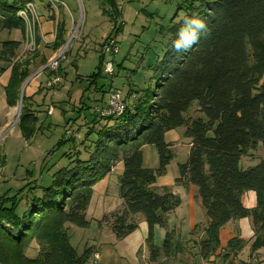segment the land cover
<instances>
[{
  "label": "trees",
  "instance_id": "trees-1",
  "mask_svg": "<svg viewBox=\"0 0 264 264\" xmlns=\"http://www.w3.org/2000/svg\"><path fill=\"white\" fill-rule=\"evenodd\" d=\"M32 1L0 0V30L25 35V24L17 14ZM178 11L205 20L209 33L202 35L191 50L173 51L170 40L179 27L178 12L168 29L164 50L151 66L148 88L128 89L123 94L124 114L117 119H102L106 123L99 126L95 149L87 160L77 157L59 169L51 186L42 189L41 197L32 195L20 214L17 198L22 192L17 198L0 197V264H88L97 255L94 247L87 246L79 256L65 226L89 227L86 212L94 187L119 163L123 167L118 178L122 206L105 215L100 225L110 227L121 240L134 233L140 223H146L149 263L155 261L160 250L154 244V229L166 228V216L180 207L181 200L169 188L159 193L154 185L174 159L164 135L182 126L190 149L186 162L178 166L175 184L197 189L207 220L204 239L199 243L201 258L209 261L216 257L219 234L230 222L250 219L256 233L264 232V160L247 169L242 165L243 157L255 152L259 144L264 147V0H186ZM57 33L55 50L65 44L63 24L57 27ZM20 47L18 41H4L0 49V62L11 65L5 87L11 107L30 76L31 61L16 60ZM46 63L42 61V65ZM101 77L99 67L91 83L96 85ZM28 100L24 94L18 120L26 140L35 136L38 123L26 107ZM195 102L203 117L187 122L184 115ZM100 119L93 118L92 126ZM147 145L157 148L156 169L143 165L142 149ZM65 157L70 159L72 155ZM247 192L257 196L255 209L242 205L241 198ZM172 241L167 233L162 247L167 259L181 252V245ZM34 242L39 254L29 258L25 252ZM243 246L238 238L232 239L227 252L237 255ZM262 246L264 240L257 237L251 253Z\"/></svg>",
  "mask_w": 264,
  "mask_h": 264
},
{
  "label": "rangeland",
  "instance_id": "rangeland-1",
  "mask_svg": "<svg viewBox=\"0 0 264 264\" xmlns=\"http://www.w3.org/2000/svg\"><path fill=\"white\" fill-rule=\"evenodd\" d=\"M7 1L11 2V0ZM33 2L39 16L43 36L47 32L45 26H47V22L49 23L50 18L47 20L49 14L54 15L55 22L50 24V28H53L50 32L52 36L56 20L58 26L63 24L65 27V44L70 35L75 34L66 50L65 60L60 64L61 82L51 90L46 89V84L52 76L49 68V75L41 73L36 77L33 76L41 69L42 61L46 60V65H48L52 57L65 44L54 51L41 43L37 30L36 52L32 53L37 55L33 58L28 47L26 49L30 52L25 51L24 44L27 45L26 41L24 42L25 35L20 32L15 34L16 31H13L10 37L7 34L0 35V42L17 40L21 43L16 56L17 61H31L30 76L23 83L22 94L19 95L18 100L19 103L20 98L23 101L24 94L33 99L37 110L34 116L38 119L35 136L29 140L22 137L19 125L7 133L4 129L0 134V157L6 155V161L3 159L6 162L5 169L0 170V178H3L1 176L4 175V178L0 179V197L6 195L8 198H17L18 194L22 192L17 198L20 202L19 214L21 209L26 208L32 195L41 197L42 189L51 186L53 175L59 169L69 166V162L77 157L80 160H87L89 154L94 151L99 137L97 133L99 126L106 122L100 119L96 126H92L91 122L93 118L99 120L97 115H99V111L105 109L104 103L108 99V89L111 86L124 95L128 89L143 91L148 88L152 77L151 66L156 63L164 50L169 38L168 29L172 19L178 12L177 21L181 15H184V12L178 10L186 4V0H62V6L51 10L46 0H34ZM62 11L64 15H62ZM111 38L116 39L117 42L118 53L114 58L102 48L105 42ZM39 44L41 45L38 48ZM41 58L44 59L41 61ZM107 62L113 64V76L103 73ZM99 67L102 70V77L94 85L91 83V76L98 72ZM3 83L4 80L0 83V87ZM127 102L128 99H126ZM85 107H90V109L83 110L82 108ZM50 108L53 109L52 115L48 114ZM20 109H22V102L21 107L18 104L12 115L11 123L13 125L18 124L17 116ZM200 116L202 115L199 114L195 102L184 115V119L188 122ZM0 120L3 123L6 120L3 111H0ZM92 127L93 129H91ZM184 131L185 126H182L165 133L164 140L171 146L174 159L167 168L166 174L157 178L156 186H159L160 183L167 188L173 186L175 166L186 162L190 140L185 138ZM68 132L70 134L67 135ZM61 142L64 143L60 145ZM68 154L72 155L70 159L65 157ZM252 154L256 157L252 164L254 167L264 160V147L259 144ZM142 156L145 168H158L159 157L155 146H144ZM1 158L0 169H2ZM121 168L123 167L120 166ZM27 172L30 173L29 176L33 177L31 180L29 177L27 181H23L22 178H25ZM102 181L98 184L101 183L99 188L102 186L103 191H100L99 188L93 190L95 195L86 212L89 227L81 229L70 224L65 226L69 242L79 256L83 254L87 246L90 248L98 246L99 254L103 255L106 250L110 249L116 256L124 258L126 263L140 264L142 263L141 246L139 251L134 254L135 248H133V252L127 250L123 240L112 245L107 234L97 230L95 220L101 218L103 210L112 208L110 209L112 211L121 206L116 175L110 174V178L107 176L106 181ZM190 187L191 190L187 194L188 200L181 195V200L184 201L182 214H186L188 209L187 221L203 222L205 216L202 208L194 200V192L197 195V189L194 186ZM33 188L35 189L31 190ZM188 203H190L189 207ZM191 206L194 207V210L191 209ZM135 219L136 222H139V219ZM140 234V232L133 234L130 239L135 241ZM196 245L193 243L187 254L175 258L173 261L169 259L167 262L166 260L163 264H192L196 257L195 252L192 251ZM182 247L183 245L180 246V248ZM25 254L29 258H36L39 254V246L35 242L32 243ZM116 256L113 257L110 264H124ZM97 259L98 264L99 256ZM149 259L150 254L146 260L147 264H150ZM103 260L105 261L106 258L104 257Z\"/></svg>",
  "mask_w": 264,
  "mask_h": 264
},
{
  "label": "crops",
  "instance_id": "crops-1",
  "mask_svg": "<svg viewBox=\"0 0 264 264\" xmlns=\"http://www.w3.org/2000/svg\"><path fill=\"white\" fill-rule=\"evenodd\" d=\"M62 15H64L63 11H62ZM48 18H50L49 23L47 22V24H46L47 26H45L46 27L45 29H47V32H46V35H44L45 39H47V40H49L51 37L53 38L52 34H50V32H52V29H53V28H50L51 27L50 24H51V22L55 23L53 20L54 17L51 14H49L47 16V20H48ZM0 32H1L0 35L7 34V36L10 37V35H12L13 31L7 32V31H1L0 30ZM17 32H19V31H16L15 34ZM49 36H51V37H49ZM52 38L49 41H52ZM4 41H8V40H3L2 42H4ZM13 41H17V40H13ZM25 41L26 40H24V42ZM2 42H0V49H1V43ZM40 45L41 44L38 45V48L40 47ZM24 47H25V51H29L28 49H26L27 48L26 44H24ZM48 47L53 49L54 51H57L54 49V44L49 45ZM30 53L32 54V53H34V51H31ZM32 55H34V54H32ZM43 59L44 58H41L40 60L42 61ZM46 64L42 65L40 67L41 69L38 70L33 77H36L37 75H39L41 73L48 74V69H47ZM30 66H29V71H30ZM10 67H11V65L0 62V70H4L3 73H1V71H0V83L4 80V83L0 87V92H1V94H0V106H1L0 111H3L5 114V117H6V120L4 121V123L2 122V120H0V134L3 132L4 129H6L5 132L7 133V132L11 131L13 127L18 125V124L13 125L11 123V118H12V115L15 111V108L19 104V100L15 103V106H13V107L9 106V103H8L7 97H6V92H5V87L9 81L10 74H11ZM50 74H51V72H50ZM96 90L100 92V90H98V89H96ZM21 91H22V87L20 89V94H21ZM104 104H105V108H106L107 101ZM26 107L33 114L35 113V111H37L35 102L31 98H29V100L27 101ZM189 147H190V143H189ZM3 159L6 161V155H4L1 158L2 169H0V170H2V171L5 169V165H6V162L3 161ZM255 159H256V157L252 153H249L247 156L243 157L242 158V165H243L244 169L252 167V164L254 163ZM179 165H181V163L177 164L175 166V169H174L175 170L174 177H173L174 185L171 187H168V188L170 189V191L173 194L178 196L180 198V200L182 198L181 195L185 196L188 200L189 197L187 194L191 190L190 189L191 187L190 186L189 187H180V186H176V184H175V181L178 178V166ZM120 166H122L121 163L117 164L115 169L111 173V175L115 174L116 177L119 178L123 172V168L120 169ZM29 175H30V173L27 172V175L25 176V178H22V180L27 181L29 177L31 180L32 179L31 177H33V176H29ZM1 177L4 178V175H2ZM3 178H0V179H3ZM109 178H110V175H109ZM103 180L104 181H102V182H105L106 178ZM156 184L154 185V189L156 191H158L159 193L162 191L163 188H167V186H162L163 185L162 183H160L159 186H156ZM100 185H101V183H100ZM100 185L97 184L94 187V190H95V188H99ZM102 189L103 188L101 186L99 188V190L103 191ZM185 193H186V195H185ZM94 195L95 194H93V196L91 198V202L93 200ZM194 200L196 201L197 205L200 206V202L198 199V193L196 195L194 192ZM91 202H90V204H91ZM183 202L184 201L181 200L180 207L177 208L175 211L169 213L166 216V228L162 229V228L156 227L154 229V244L160 250V254H159L158 258L155 261L151 262L150 264H163L164 261H166V260L168 262L169 259H171L173 261L175 258H178V257L180 258V256H182L183 254H187L189 252L190 247L193 243H195L197 245L195 246L194 250L192 251V252H195V254H196L195 262L193 260L192 264H264V246H262L261 248H259L255 252L251 253V247H252L253 243L256 241L257 237L264 240V232L256 233L253 226H252L250 219H241V220L233 221V222H230L229 224H227L221 230V232L219 234V248L217 249L216 257L211 258L209 261L203 260L199 254V245L198 244L201 240L204 239V230L206 229V226H207L206 217L204 218L205 220L203 222H197L196 220H193L191 222H189V220L187 221V215L186 214H189V211L187 209V211H186L187 213L182 214L183 213V211H182L183 210V204H184ZM241 202H242V205L246 209H250V210L255 209L257 207V196L254 192H247L242 196ZM90 204H89V206H90ZM105 204H106V202H105ZM189 204L190 203L187 204L188 207H189ZM121 206H122V201H121ZM121 206L119 208L113 209L112 211H110V209H112V208H110L109 210H106L107 208H105L103 210V215L101 216V218H97V220H95L97 223V230H99L101 233L107 234V238H109V240L112 241V245H116L117 242L119 241V239H117L112 234L110 227L105 226V225L101 226L100 221L106 214L108 215L114 211L121 209ZM88 209H89V207H88ZM191 209L194 210V207L191 206ZM203 213H204V211H203ZM204 216H205V214H204ZM138 232L141 233L140 236L136 237L135 241H132V239H130V237L133 234H137ZM167 233L171 235V238L173 239V241H172L173 245H176V244L183 245V247L181 248V252H176V254H171V256L168 259L163 254V251L161 248V247H163L164 240H165ZM147 234H148L147 224L142 222L139 224L138 229L134 233H132L131 235L127 236L124 239H121L125 243V248L127 250L133 252V248H135L134 254H136L135 252L139 251V248L141 246L140 249L142 252V258H141L142 263H140V264H147L146 260H147V257H149V253H148L147 247L145 245V240L147 238ZM185 235H187V236L185 237ZM235 238H238L239 240H241L244 243L243 249L239 253H237V255L234 254L235 251L227 252L228 243L232 239H235ZM99 249L100 248L98 246L94 247V252L99 256V263L98 264H102V263L110 264V263H112V259H113V257L115 258L116 255L110 249H108V251L106 250L103 255L99 254V252H98ZM129 251H127V252H129ZM104 257L106 258L105 261L103 260ZM116 258L121 259L122 263L128 264V263H126V260H124V258H122L121 256L117 255ZM160 260H162V262H160ZM178 261H179V259H178Z\"/></svg>",
  "mask_w": 264,
  "mask_h": 264
},
{
  "label": "built area",
  "instance_id": "built-area-1",
  "mask_svg": "<svg viewBox=\"0 0 264 264\" xmlns=\"http://www.w3.org/2000/svg\"><path fill=\"white\" fill-rule=\"evenodd\" d=\"M48 7L51 10H56L58 6H62L61 0H46ZM17 16L24 22L25 24V40L27 43V47L30 51H35L36 49V40H37V30L39 31L41 43L45 46L53 45L57 41V27L58 23L56 20V27L53 34L52 41H47L45 37L41 33V26L39 21V16L37 15V11L34 5V2H27L23 8L18 12ZM54 17V15H52ZM75 34V33H74ZM74 34H71L69 37L68 42L54 55V57L49 61L47 65V69L49 68L50 72L52 73L51 78L48 80L46 84V89L51 90L55 86H57L61 82V78L59 76V69L60 64L65 60L66 50L70 43L74 38ZM104 51L109 52L110 56L114 58L117 53V42L116 39H109L105 42L102 47ZM104 75L113 76L114 69L112 62H107L105 64V69L103 71ZM126 110V104L123 99V93L112 86L108 89V99H107V106L105 109L99 111V118H113L117 119L121 117ZM48 114H53V109L50 108L48 110ZM70 132L67 133V135ZM97 257L95 255L88 264H97Z\"/></svg>",
  "mask_w": 264,
  "mask_h": 264
},
{
  "label": "clouds",
  "instance_id": "clouds-1",
  "mask_svg": "<svg viewBox=\"0 0 264 264\" xmlns=\"http://www.w3.org/2000/svg\"><path fill=\"white\" fill-rule=\"evenodd\" d=\"M177 23L179 27L170 40V47L175 52L191 50L199 43L202 35H207L210 31L205 20L186 14L181 15Z\"/></svg>",
  "mask_w": 264,
  "mask_h": 264
},
{
  "label": "water",
  "instance_id": "water-1",
  "mask_svg": "<svg viewBox=\"0 0 264 264\" xmlns=\"http://www.w3.org/2000/svg\"><path fill=\"white\" fill-rule=\"evenodd\" d=\"M21 94H22V92H21ZM21 102H22V99L20 98V107H21ZM20 114H21V109L19 110V114H18V116H17V121H18V119H19V116H20Z\"/></svg>",
  "mask_w": 264,
  "mask_h": 264
}]
</instances>
